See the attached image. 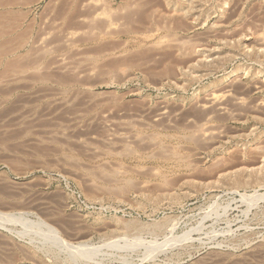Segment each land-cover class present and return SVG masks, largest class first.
<instances>
[{
	"label": "rangeland",
	"instance_id": "1",
	"mask_svg": "<svg viewBox=\"0 0 264 264\" xmlns=\"http://www.w3.org/2000/svg\"><path fill=\"white\" fill-rule=\"evenodd\" d=\"M36 1L0 55V264H264V0Z\"/></svg>",
	"mask_w": 264,
	"mask_h": 264
},
{
	"label": "bare ground",
	"instance_id": "2",
	"mask_svg": "<svg viewBox=\"0 0 264 264\" xmlns=\"http://www.w3.org/2000/svg\"><path fill=\"white\" fill-rule=\"evenodd\" d=\"M36 0H0V42H3V44L1 45V43H0V55H11V54H17L18 53V51L21 49V48H23L22 47V44H18V43H25V42H22L25 38H26V36L28 35V34H30V32H32V31H27L26 29H22L20 26H23L22 24H24L25 23V21H24V19L27 17L26 15H28V9H30V8H28L27 6H30L32 3H34ZM172 1V0H171ZM37 2V1H36ZM36 2H35V5H36ZM38 3V2H37ZM177 6V5H176ZM181 6V5H180ZM176 9H178V8H176ZM172 10V9H171ZM183 11V10H182ZM175 12V11H174ZM177 12H179V11H176V13ZM187 12V11H186ZM181 13V12H180ZM180 13H177V14H180ZM189 14V13H188ZM180 16V15H179ZM178 16V17H179ZM185 16V15H184ZM183 17V16H182ZM160 19V18H159ZM163 20V19H162ZM181 20H182V18H181ZM174 21V20H173ZM27 22V21H26ZM175 22H177V21H175ZM27 26V25H26ZM29 28V30H30V26L28 27ZM158 28V27H157ZM32 29V28H31ZM159 29V28H158ZM34 30V29H33ZM175 31V30H174ZM34 32V31H33ZM158 32V31H157ZM168 32V31H167ZM152 34V33H151ZM168 34V33H167ZM31 36H33V35H31ZM31 36H30V38H31ZM28 37V39H30L29 38V36H27ZM154 37V36H153ZM152 37V38H153ZM11 38V39H10ZM159 38H161V37H159ZM163 38V37H162ZM13 39V40H12ZM32 39H34V38H32ZM31 40V39H30ZM163 40V39H162ZM7 41V42H6ZM18 42L17 44H15L14 42ZM29 41V40H28ZM12 43H14V44H12ZM28 43V42H27ZM11 44V45H10ZM29 44V43H28ZM32 44V43H31ZM25 46V45H24ZM33 47V46H32ZM30 49V48H29ZM32 49V48H31ZM33 50V49H32ZM193 51V50H192ZM20 52V51H19ZM29 53V52H28ZM20 55V54H19ZM28 55V54H27ZM26 56V55H25ZM30 56V55H29ZM28 56V57H29ZM1 57V56H0ZM8 57V56H7ZM6 57V58H7ZM11 57V56H10ZM18 57V56H17ZM8 59V58H7ZM13 59V58H12ZM10 61V60H9ZM1 62V61H0ZM6 62V61H5ZM4 62V63H5ZM11 62V61H10ZM17 62H19V61H17ZM8 63V62H7ZM14 64H17V63H15L14 62ZM6 65V64H5ZM9 65V64H8ZM20 66V65H19ZM22 66H23V64H22ZM40 66V65H39ZM4 67V66H3ZM10 67V66H9ZM11 67L13 68L14 66L13 65H11ZM8 68V67H7ZM15 68H17V67H15ZM24 68V67H23ZM28 68V67H27ZM32 68V67H31ZM22 69V68H21ZM35 69V68H34ZM6 70V69H5ZM23 70V69H22ZM27 70V69H26ZM10 71V70H9ZM5 72H8V71H5ZM4 72V73H5ZM16 72V71H15ZM19 72V71H18ZM22 73V72H21ZM41 73V72H40ZM7 74V73H6ZM5 74V75H6ZM9 74H12V73H10L9 72ZM8 74V75H9ZM25 74V73H24ZM23 74V75H24ZM2 75V74H1ZM17 75V74H16ZM2 76H4V75H2ZM1 76V77H2ZM10 76V75H9ZM45 76V75H44ZM3 78V77H2ZM63 81V80H62ZM74 81V80H73ZM66 82V81H65ZM69 83V82H68ZM74 84H75V82H73ZM71 85H72V82L70 83ZM69 84V85H70ZM6 87V86H5ZM11 89V88H10ZM21 89V88H20ZM3 90H4V88H3ZM23 90V89H22ZM19 91V90H18ZM17 91V92H18ZM67 92H69V91H67ZM10 93V92H9ZM15 93V92H14ZM0 94H3L4 96L6 95V96H8V97H10L9 95L10 94H7V93H4V92H2V91H0ZM17 94V93H16ZM15 96V95H14ZM13 97V96H12ZM6 98V97H5ZM4 98V99H5ZM7 99H9V98H7ZM216 99V98H215ZM0 100H2V99H0ZM6 101V100H5ZM215 102V101H214ZM220 103V102H219ZM234 104V103H233ZM219 109H222V108H219ZM222 111V110H221ZM223 111H224V109H223ZM218 112V111H217ZM207 121V120H206ZM203 130V129H202ZM200 131V130H199ZM192 132V131H191ZM193 133V132H192ZM199 132H197L196 134H198ZM203 134V133H202ZM152 135V134H151ZM153 135H155V134H153ZM152 135V136H153ZM199 135V134H198ZM157 136V135H156ZM178 136V135H177ZM195 136V135H194ZM208 137V136H207ZM144 138V137H143ZM182 138V137H181ZM155 139V138H154ZM162 139V138H161ZM156 140H157V138H156ZM155 141V140H154ZM179 142V141H178ZM156 144V143H155ZM160 144H161V141H160ZM163 144V143H162ZM158 145V144H157ZM159 146V145H158ZM165 146H167V145H165ZM159 147H161V146H159ZM158 147V148H159ZM174 147V146H173ZM176 147H177V145H176ZM167 149V148H166ZM161 150H162V147H161ZM160 150V151H161ZM171 150V149H170ZM174 150V149H173ZM130 152H131V150H129ZM176 151V150H175ZM166 152V151H165ZM164 153V152H163ZM134 154V153H133ZM165 154V153H164ZM169 154V153H168ZM171 154V153H170ZM169 154V155H170ZM136 155V154H135ZM166 155V154H165ZM178 155H180V154H178ZM131 156V155H130ZM162 156H164V155H162ZM155 157V156H154ZM176 157V156H175ZM178 157V156H177ZM183 157V156H182ZM180 158V157H179ZM138 159V158H137ZM165 159V158H164ZM167 159V158H166ZM176 159V158H175ZM156 160V159H155ZM168 160H170V159H168ZM186 160V159H185ZM188 161V160H187ZM172 162V161H171ZM180 163V162H179ZM177 165V164H176ZM178 166V165H177ZM170 167V166H169ZM188 167V166H187ZM168 171V170H167ZM249 177V176H248ZM163 179V178H162ZM166 179V178H165ZM241 178H237V180H236V182L237 183H235L236 185L238 184V182L239 181H241L240 180ZM242 179H243V177H242ZM167 180V179H166ZM244 180H242V182H243ZM245 181H246V179H245ZM248 181V180H247ZM122 182V181H121ZM235 182V181H234ZM249 182V181H248ZM115 183V182H114ZM117 183H119V182H117ZM242 184H245V182L244 183H242ZM240 185V184H239ZM238 186V185H237ZM262 197V196H261ZM9 217V216H8ZM8 219H10V218H8ZM5 222V221H4ZM131 224V223H130ZM137 226V225H136ZM135 226V227H136ZM50 228V227H49ZM129 228H131L132 229V227H129ZM47 229V228H46ZM127 229V228H126ZM134 229V228H133ZM140 229V228H139ZM136 230H138V226H137V228H136ZM52 231V230H51ZM136 232V231H135ZM138 232V231H137ZM140 232V231H139ZM176 240V239H175ZM169 243V242H168ZM173 244V243H172ZM71 246V245H70ZM81 246V245H80ZM79 249V248H78Z\"/></svg>",
	"mask_w": 264,
	"mask_h": 264
},
{
	"label": "crops",
	"instance_id": "3",
	"mask_svg": "<svg viewBox=\"0 0 264 264\" xmlns=\"http://www.w3.org/2000/svg\"><path fill=\"white\" fill-rule=\"evenodd\" d=\"M28 11V15H26L27 16V18H30L31 17V10H27Z\"/></svg>",
	"mask_w": 264,
	"mask_h": 264
}]
</instances>
